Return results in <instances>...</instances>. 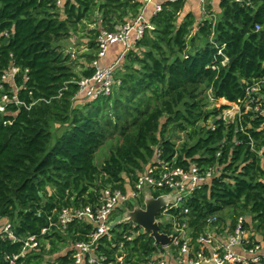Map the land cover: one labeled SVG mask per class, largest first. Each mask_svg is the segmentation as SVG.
<instances>
[{
	"label": "trees",
	"instance_id": "16d2710c",
	"mask_svg": "<svg viewBox=\"0 0 264 264\" xmlns=\"http://www.w3.org/2000/svg\"><path fill=\"white\" fill-rule=\"evenodd\" d=\"M103 1L69 0L60 9L55 0H0V73L20 69L14 85L22 103L11 94L0 113V228L10 222L22 241L40 236L63 208L95 206L108 186L133 185L161 148L163 158L180 167H219L220 175L186 206L192 227L201 231L212 215L223 221L241 212L253 215L264 231V115L249 112L226 123L221 116L230 106L207 111L204 99L211 92L216 101L242 106L247 89L264 82V0H223L220 14L200 22L192 13L181 18L184 0L164 4L126 58L132 64L118 93L76 108L78 76L59 42L94 13L102 16L99 28L115 33L143 5ZM90 49L97 51V42ZM93 73L87 68L83 75ZM3 86L13 90V83ZM52 123L67 131L55 139ZM169 126L185 134L181 146L166 138ZM116 135L121 143L96 166V154ZM90 231L78 222L66 234L51 229L40 236L38 250L14 263L72 264L69 250L47 257L85 241ZM23 246L0 233V264H11L7 257L12 261ZM151 246L150 238H142L131 252L148 255Z\"/></svg>",
	"mask_w": 264,
	"mask_h": 264
},
{
	"label": "built area",
	"instance_id": "2783aa9c",
	"mask_svg": "<svg viewBox=\"0 0 264 264\" xmlns=\"http://www.w3.org/2000/svg\"><path fill=\"white\" fill-rule=\"evenodd\" d=\"M68 1L55 0V3L58 8L63 9ZM156 1L144 0L145 7L139 15L117 32H101L97 40V55L91 64L94 73L78 82L76 99L91 102L114 94L122 83L116 77L118 68L152 28L151 20L146 15V7L154 4L153 16L162 11L163 3ZM178 1L169 0L170 3ZM205 2L206 0H201L202 6ZM203 12L205 14V7ZM116 44L123 45L121 57L113 65H102L109 48ZM226 63L228 60L224 62ZM19 73L20 69L15 67L0 73V91L5 90L3 83H13V91L4 95L0 103L2 114L10 102L11 94L14 95L13 102L22 104L18 102L19 89L14 85ZM247 95L244 105L249 112L264 115V82L249 87ZM246 108L244 113L248 114ZM223 120L229 123L224 118ZM219 175L218 166L206 167L191 163L188 168H184L177 165L176 159L166 161L163 150L158 148L152 162L138 174L133 185L128 184L125 189L108 186L102 190L95 206L63 208L58 213L57 220L49 218L50 227L43 229L40 236L47 235L51 229L61 235L66 234L70 225L75 222L89 225L91 231L87 239L69 246L72 264H264V231L257 228L258 221L254 220L253 215L240 212L238 215L231 214L223 221L219 215H212L207 218L201 231L191 226V214L186 206L195 193L210 186ZM151 197H164L168 202L155 221L160 227V233L170 239L166 246L157 244L151 233H147L130 217L137 210L145 211L147 199ZM117 218L120 219L116 221ZM0 233L14 243H24L20 255L15 256L12 261L7 257L11 264L40 247V236H29L22 241L15 235L10 222L0 228ZM142 238L152 240L151 253L144 256L133 254L131 251L135 242Z\"/></svg>",
	"mask_w": 264,
	"mask_h": 264
},
{
	"label": "rangeland",
	"instance_id": "374dc122",
	"mask_svg": "<svg viewBox=\"0 0 264 264\" xmlns=\"http://www.w3.org/2000/svg\"><path fill=\"white\" fill-rule=\"evenodd\" d=\"M136 1H142V0H136ZM213 1L218 2L220 0H206L205 5H203V7H205V14H202L201 12L203 11V7H201L202 9H199L198 7L193 9V6H191V3L189 2V0H184L185 6H184V10H183L181 18H184V16L188 12L194 14L196 16V18L197 17L199 18V20H201L200 18H202L203 15L211 16L213 18L214 17L213 16L214 11H213V7H212V3H211ZM103 2H104L103 0H97L98 4H102ZM209 6L212 9H209ZM143 7H144V5H142V7L139 9V12L131 18L132 19L136 18L139 15V13ZM210 13H213V14L210 15ZM131 18H127L125 20V22L132 20ZM101 19H102V16L100 14L94 13L88 20H85L83 23L78 25V27L76 29L74 28L71 30L70 38L64 39V40L59 42L60 48L64 52V54L69 55L71 57L72 69H73L74 73L78 76V82H80L81 79L83 77H85L83 74L86 72L87 68L88 69L92 68L91 63L89 62V57H91V55L96 57V55H97V51L91 50L90 45L93 41L97 42V40L99 38V37H96L94 40L93 39L94 35L92 34V32L94 30L98 29L100 25H102V21H98ZM99 30H100V32H104V31L109 32L108 30H105L103 27L102 28L100 27ZM135 52L139 53L140 51L136 50ZM131 64H132V62L130 60L125 61L123 63V65L117 70L116 77L118 79L123 78V76L126 73L127 66H130ZM118 91L119 90L117 88L114 91V93L117 94ZM0 93H2L3 97H4V95H6L10 92L9 91L5 92V90H3V91H0ZM204 99L206 102L205 104H207V106L205 108V110H207V111H209V110L213 111V110L219 108L220 106H230V109L225 110L222 114V117L226 121H228L229 123H234V122H236V120L238 118H241L244 114H247V113L243 112V108H246V105L238 106L236 104H229L225 100L216 101L213 98V95L211 92H208L204 96ZM87 103L88 102L85 99L77 98L74 100V107L83 108L84 105ZM246 112H249L248 108H246ZM214 122H215V119L212 118L209 121L208 125H211V124L213 125ZM51 131L53 133V137L56 139L57 137H59L60 135L65 133L67 131V128L62 126V125L52 123L51 124ZM166 138L172 139L177 144V146H181L186 141L185 134L174 131L173 126H169L167 128ZM120 143H121V139H120L119 135L114 136L110 141H108L106 143V145L103 146L98 151V153L96 154L95 165L98 167H101L103 165V163L109 158L112 150L115 147H117ZM68 249H69V246L62 247L61 252L59 254L55 253L52 256L47 257V258H48V260H53L58 255L65 254Z\"/></svg>",
	"mask_w": 264,
	"mask_h": 264
},
{
	"label": "water",
	"instance_id": "95a60500",
	"mask_svg": "<svg viewBox=\"0 0 264 264\" xmlns=\"http://www.w3.org/2000/svg\"><path fill=\"white\" fill-rule=\"evenodd\" d=\"M233 62V59L229 62ZM167 199L164 197L155 199L153 197L147 199L146 210H137L130 214V217L134 222L142 226L147 233H151L157 244L166 246L169 244L170 239L168 236L160 233V227L155 222L156 217L161 212V210L166 207ZM120 218H117L118 221Z\"/></svg>",
	"mask_w": 264,
	"mask_h": 264
},
{
	"label": "crops",
	"instance_id": "0c3cea01",
	"mask_svg": "<svg viewBox=\"0 0 264 264\" xmlns=\"http://www.w3.org/2000/svg\"><path fill=\"white\" fill-rule=\"evenodd\" d=\"M223 0H220V1H213V2H211L212 3V7H213V11H214V13L215 14H220L221 13V9H220V5H221V2H222ZM139 2H141L143 5H144V7H145V3H143L144 1L142 0V1H139ZM169 2V0H157L156 1V3H163V5L164 4H166V3H168ZM189 2L191 3V6H193V9H195V8H199V9H202L201 7H203L202 6V3H201V0H189ZM143 7V8H144ZM142 8V9H143ZM146 9H147V12H146V15H147V18L148 19H152L153 18V11H154V4H152V5H149V6H147L146 7ZM191 9V8H190ZM192 9V10H193ZM201 11V10H200ZM188 13H190V12H188ZM188 13H186V14H188ZM202 14H204L203 13V11L201 12ZM204 16L205 15H203V17L202 18H200L201 20H199V18L197 17V19H198V21L200 22V21H202L203 19H204ZM129 18H131V16L129 17ZM132 19V18H131ZM132 20H134V19H132ZM132 20H129V21H126L124 24H122L118 29H117V31L118 30H120L127 22H130V21H132ZM122 49H123V45L122 44H116V45H112L110 48H109V52L107 53V55H106V57L102 60V65H107V66H109V65H113L115 62H117L118 61V59L121 57V51H122ZM98 51V50H97ZM95 59V58H94ZM122 66V65H121Z\"/></svg>",
	"mask_w": 264,
	"mask_h": 264
}]
</instances>
